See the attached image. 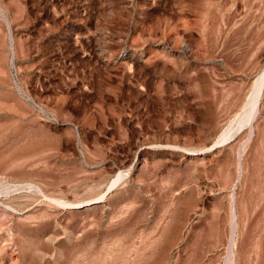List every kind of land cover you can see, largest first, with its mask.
Segmentation results:
<instances>
[{
  "label": "rangeland",
  "instance_id": "374dc122",
  "mask_svg": "<svg viewBox=\"0 0 264 264\" xmlns=\"http://www.w3.org/2000/svg\"><path fill=\"white\" fill-rule=\"evenodd\" d=\"M0 180V264H264V0H0Z\"/></svg>",
  "mask_w": 264,
  "mask_h": 264
},
{
  "label": "bare ground",
  "instance_id": "6f19581e",
  "mask_svg": "<svg viewBox=\"0 0 264 264\" xmlns=\"http://www.w3.org/2000/svg\"><path fill=\"white\" fill-rule=\"evenodd\" d=\"M113 1V0H112ZM182 41H183V39H181ZM185 41H186V39H184ZM178 41V40H177ZM179 42H181V41H179ZM178 42V43H179ZM184 43H186V42H184ZM177 44V43H176ZM189 45V44H188ZM108 47V46H107ZM182 47H183V45H182ZM185 47H186V45H185ZM177 48H179V46L177 47ZM184 49V48H183ZM186 49V48H185ZM188 49V48H187ZM102 53V52H101ZM113 55V54H112ZM112 55H111V57H112ZM109 56V55H108ZM108 59V58H107ZM113 61H115L114 59H113ZM116 65V64H115ZM261 84V83H260ZM260 87V86H259ZM258 94V93H257ZM254 98V97H253ZM254 100H257V99H254ZM253 115V114H252ZM252 117V116H251ZM252 120V119H251ZM248 122V121H247ZM1 181V180H0ZM93 201H91V202H89V203H92ZM7 229V228H6ZM1 246V245H0ZM6 247V246H5ZM2 248V247H1ZM1 251V250H0ZM4 251V250H3ZM3 254H5V253H3ZM1 258V257H0ZM1 260V259H0ZM3 260H4V258H3ZM11 261V260H10ZM13 261V260H12ZM6 263H8V262H6ZM2 264H4V262L2 263Z\"/></svg>",
  "mask_w": 264,
  "mask_h": 264
}]
</instances>
